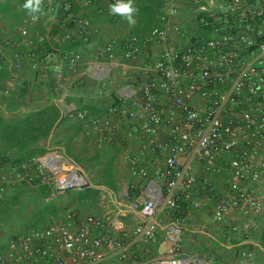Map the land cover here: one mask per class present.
Here are the masks:
<instances>
[{"label":"built area","instance_id":"1","mask_svg":"<svg viewBox=\"0 0 264 264\" xmlns=\"http://www.w3.org/2000/svg\"><path fill=\"white\" fill-rule=\"evenodd\" d=\"M92 2L82 0L81 5ZM2 3L20 7L17 0ZM58 4L52 0V11L35 23L23 14L15 27L26 46L29 28H37L44 19L50 26L33 34L29 45L35 40V47L21 48L20 38L1 39L0 65L8 58L16 73L28 60L37 70L38 55L46 60L56 56L59 60L51 65L56 81L82 69L94 82L98 97L108 100L105 113L89 115L85 109L67 107L63 114L79 123L80 137L95 149L137 139L138 153L125 151L121 161L132 175L145 180L140 201L134 204L142 220L116 235L102 217L80 216L68 207L42 229L10 238L0 264H222L208 255L183 251L182 223L190 210L208 207L214 222L229 216L241 220V227L230 226L233 234L240 228L253 230L257 219H264V0H162L157 24L142 36L124 37L118 53L115 40L101 46L92 42L91 18L73 11L70 2L53 17ZM44 7L49 8L48 0ZM103 12L102 7L96 10ZM77 41L91 43L92 59L79 51L61 52L63 45ZM152 45L157 49L153 74L134 87L110 88L117 61L133 60ZM67 96L60 92L56 103ZM132 120L135 134L119 132V125ZM78 141L74 136L73 142ZM213 177L222 178L220 187ZM20 184L48 186L55 196L91 187L80 166L61 149L13 166L0 164V210L7 192ZM164 210L172 217L165 227L163 251L154 255L157 218ZM135 241L144 246L141 257L132 252ZM235 264H255L253 250L239 253Z\"/></svg>","mask_w":264,"mask_h":264},{"label":"crops","instance_id":"2","mask_svg":"<svg viewBox=\"0 0 264 264\" xmlns=\"http://www.w3.org/2000/svg\"><path fill=\"white\" fill-rule=\"evenodd\" d=\"M162 2L158 0L157 2ZM25 2V0H24ZM160 2V3H161ZM160 3L158 5H160ZM108 0H93L90 7H81L80 11L83 15L89 16L91 18L94 32L92 34V42L101 46L109 40H115V51L118 53L120 51V41L129 35L138 34L142 36L146 32H137L136 27H130L125 20L121 17L115 21L109 12ZM102 7L104 12L101 14L96 13V9ZM17 12H26L22 9V4ZM112 18V20H111ZM16 22L8 15L2 16L0 19V40L6 37H11L14 39L20 38L19 34L16 32L15 24ZM50 20L44 19L37 28L40 32L44 29H48L50 26ZM184 30L190 33L202 34L201 31H195L190 27H183ZM35 29L29 28V34L27 38V44L33 40V34ZM194 33V34H195ZM21 39V40H20ZM21 48H26V44L23 42V38H20ZM33 47V46H32ZM155 45L147 46V48H142L141 53L133 60H123L119 59L117 61V66L111 71L112 85L110 88L128 85L133 86L139 82L147 79L153 74V63L156 59L157 49ZM28 48V47H27ZM92 48L86 47L83 51L87 59H92ZM48 61V60H47ZM51 61H48V63ZM40 75H35L29 69L28 60L23 61V69L19 72L13 73L8 62V58L2 62L0 65V114L3 117L11 116L15 113L16 102H17V92H25V98H22L24 103L22 109L24 111H30L34 108L44 106L48 102L47 95L50 94V90L47 87L46 75L48 71H51L50 67H40ZM66 78L62 81L55 80L54 90L56 94H60L62 91H66L71 98V101L66 104L61 102L58 104L61 113L64 117H67L63 123L58 124V126L52 131L50 137L46 141V146L49 147L47 152L56 151L63 148V137L67 132H71V135L78 136L80 138V143H78L77 151L79 154L83 152L86 155H92L94 152L98 153L99 161L92 164L96 168L97 180L90 181L91 189L97 192H88L87 195L79 197L76 192L65 191L58 196L53 195L52 189L48 186H39L29 188L27 193H31L32 196L28 197L27 200L23 198L17 203H12V195L16 191L22 189L25 190L26 187H16L14 190L7 192L8 197H5V201L8 200V205L10 206L9 217L10 220L15 222L14 230L17 232L14 236L22 234L30 229H42L46 224L51 221L57 220L61 217L63 211L70 207L74 212L78 213L80 216L94 215L102 217L107 223L112 227V232L119 235L121 232H129L135 225L141 222L142 217L139 212V207H135L134 204L140 201V195L134 200H130L128 196V188L132 189V186H139L142 189L145 183L144 179H140L132 175L127 168V165L121 161V155L125 151H129L131 154L138 153V141L135 137H130L125 139L122 143L115 144L113 146H106L102 149L93 148L85 139L80 137V132L78 127L74 123V119L68 116L66 113L67 107H74L77 109L76 103L83 105V108L89 110L93 108L95 115H102L105 113V106L108 100L98 97L95 90V84L92 80L88 79L83 75L82 69L78 71L76 75L65 76ZM76 83V84H75ZM77 85V86H76ZM54 94V96L56 95ZM75 100L76 103L73 101ZM163 106L166 105L163 99L159 101ZM77 122V121H76ZM131 131L135 134L137 130V124L135 120H132L127 124V126L119 125V132L124 133L126 131ZM159 139L162 141L165 139V134L161 133ZM50 141V142H49ZM49 145V146H48ZM91 146L92 151L88 149ZM86 150V153H85ZM41 157V156H40ZM70 158V157H69ZM113 159V171L116 175L120 177L122 170L126 171L127 180L118 184L119 189L117 192H112L103 185H98L100 181L99 175L101 173L103 164L107 159ZM91 165V166H92ZM213 182L220 187L223 183L221 177H213ZM21 189V190H20ZM28 189V188H27ZM31 189V190H30ZM126 189V190H125ZM264 196V195H262ZM8 198V199H7ZM264 200V197H262ZM4 201V206L6 202ZM24 204L25 214L31 216L32 214H37L36 218L32 219L31 222L35 223V227H31L25 231H21V228L14 220L16 211L19 205ZM1 209V212L4 210ZM83 207V208H82ZM85 207L87 210H85ZM38 208V209H37ZM82 208V209H81ZM37 209V210H36ZM84 209V210H83ZM78 210V211H77ZM5 213V212H3ZM212 209L208 207L206 209H201L198 211L190 210L188 220L182 223V249L185 253L196 254L191 252L187 242H189L193 237L204 236L208 239L211 248L216 247L223 255L226 257L222 264H235L237 260L236 254L241 253L244 250H253L254 252V262L255 264H264V219H257V227L253 230L244 232L240 228L238 235L234 234L235 238L226 241V243L219 239L221 234L222 238L225 236L224 232L220 228L224 227L225 230H229L230 226L238 225L241 227V220L236 216H229L226 219H221L217 222L212 220ZM1 215V213H0ZM171 213L164 210L157 218L158 222V232H157V242L152 247V253L158 255V251L161 249L165 238V227L171 218ZM37 223V224H36ZM9 240V239H8ZM7 240V241H8ZM7 241L3 246L0 247V253L6 251ZM143 244L140 241H135L132 245V252L138 257L142 256ZM239 250L237 253L236 250ZM201 254H204L201 252ZM64 255L67 256L66 253ZM206 255V254H204Z\"/></svg>","mask_w":264,"mask_h":264},{"label":"trees","instance_id":"3","mask_svg":"<svg viewBox=\"0 0 264 264\" xmlns=\"http://www.w3.org/2000/svg\"><path fill=\"white\" fill-rule=\"evenodd\" d=\"M157 1L158 0H135V5L139 9L138 15L136 16L137 23L135 25L137 32L140 33L147 32L152 26L157 24L156 9L158 7V4L161 2L160 1L158 3ZM17 2L19 5H21L24 3V0H17ZM64 2H70L73 11L80 10V8L83 7L81 5L82 0H59V4L56 5V8H54V12L52 13L53 17L57 18L60 16L61 7ZM24 13H25L24 11H21V13L17 12L16 9L10 6L8 3L0 4V19L2 18V16L8 15L16 23H18L19 19L23 16ZM134 35L138 36V34H134ZM45 47L48 48V45L45 44ZM86 47L92 48L91 43L87 44V43H83L82 41H77L63 45L61 47V52L63 53L74 50V51H79L81 54L84 55L82 50H84ZM37 58L39 61L37 70H32L29 66L31 72H33L35 75L41 74L40 73L41 65L43 67H50L59 60L58 57L55 56L53 59L48 60L51 61L48 63L46 59L39 57V55L37 56ZM64 74H67V72L64 71ZM46 76L48 77L46 79V83H47V87L50 90L49 91L50 94L47 95L48 102L44 106L34 108L30 111H24L22 109L24 105V103L22 102V98L23 99L25 98V92H21V93L17 92L16 95L17 109L15 110V113L8 117H3L0 114V164L13 166L16 164H21L24 161H28L33 158L43 156L47 151V149L49 148L46 146V141L50 137L52 131L58 126V124L63 123V121L67 119V117H64L62 115L60 107L56 103V99L58 98L59 94L57 95L56 91L54 90V86L56 85L52 72L48 71ZM54 94L56 95L54 96ZM70 101L71 98L68 95L65 98L64 102L68 104ZM73 101L76 103L75 100ZM76 105H77L76 106L77 109H85L83 108V105L79 103H76ZM87 112L89 115H95L93 112V108H90L89 110H87ZM73 124L76 125V128L78 127V130H80L79 123L76 122V120L74 121ZM71 134H72L71 132H67L64 134L63 137L62 146L64 148L65 155L67 157H70L78 165L90 166L98 162L99 155L96 152H94L92 155H86V156L79 154V151H77L76 148L78 146V143L80 142L79 141L76 143L73 142L74 135ZM84 142H86V139L84 140ZM112 164H113L112 158L107 159L106 162L103 164L101 173L99 175L100 181H98V185H103L112 192H117L119 189L118 184H121L122 180L121 177H119L114 173ZM18 186L20 187L24 186L26 188L25 190L20 189L21 192L18 190L12 195L11 197L12 203L14 204L20 201L24 197V193L28 192L29 188H32L26 184H20ZM75 192L79 197H81L87 195L86 193L88 192L96 193L97 191L93 189L90 190L85 189ZM140 193H141V187L139 185V186H132V189L128 188L127 194L130 200H134L137 196L140 195ZM25 208L26 206H24V204L19 205V208L16 211V215L14 216V220L19 225L22 232L31 227H35L34 226L35 223H32L31 220L36 218L37 216L36 213L32 214L31 216H27L25 214ZM236 251L237 253H239L238 249ZM236 256H238V254H236Z\"/></svg>","mask_w":264,"mask_h":264},{"label":"rangeland","instance_id":"4","mask_svg":"<svg viewBox=\"0 0 264 264\" xmlns=\"http://www.w3.org/2000/svg\"><path fill=\"white\" fill-rule=\"evenodd\" d=\"M40 29L35 28L34 33ZM36 43L32 42L29 46H34L35 47ZM88 149L90 151L93 150V148L91 146L88 147ZM84 151H82L80 153V155H85L83 154ZM86 153V150H85ZM80 168L82 169L83 173L86 175V177L90 180V181H95L97 180V175H96V168L93 167V165L91 166H86V165H79ZM121 177V182H125V180H127V175H126V171L122 170V173L120 174ZM88 190L91 189V187L87 188ZM85 190V189H84ZM126 190V189H125ZM75 192V191H72ZM32 194L29 192L27 194L24 195L23 199L27 200L28 197H31ZM9 198V195L6 196ZM7 198V199H8ZM5 201V200H4ZM6 205L4 206L3 210L5 213H3V211L1 212L0 210V247L3 246L5 244V242L12 238L17 232L14 230L15 222L10 220L9 217V210H10V206L8 205V200L5 201ZM83 208V207H82ZM81 208V209H82ZM3 209V207H2ZM84 210V209H83ZM85 210H87V208L85 207ZM78 211V210H77ZM222 232H224L225 236L222 238L221 234L219 235V239L218 240H222L226 243L227 240L230 241V239L235 238L234 236L238 233H236L235 235L233 233L230 232V230H225L224 227L220 228ZM228 242V241H227ZM183 245V243H182ZM187 245L189 246V250L191 252H195V253H201L203 252L204 254L213 257V258H217L220 262H223L226 257H224L223 255H221L222 252H220L216 247L211 248V244H209L208 239L204 238V236H197V237H193L189 242H187Z\"/></svg>","mask_w":264,"mask_h":264},{"label":"clouds","instance_id":"5","mask_svg":"<svg viewBox=\"0 0 264 264\" xmlns=\"http://www.w3.org/2000/svg\"><path fill=\"white\" fill-rule=\"evenodd\" d=\"M49 8L45 9L44 0H25L22 9L25 10L33 23L38 22L41 17L48 16L52 11V0H48ZM110 15L119 16L127 22L130 27H135L139 9L135 0H115L109 5Z\"/></svg>","mask_w":264,"mask_h":264},{"label":"water","instance_id":"6","mask_svg":"<svg viewBox=\"0 0 264 264\" xmlns=\"http://www.w3.org/2000/svg\"><path fill=\"white\" fill-rule=\"evenodd\" d=\"M162 251H163V246L161 247V249L158 251V253H162Z\"/></svg>","mask_w":264,"mask_h":264}]
</instances>
